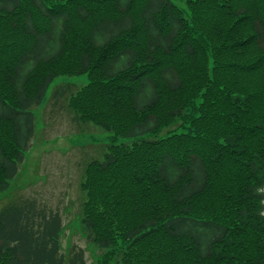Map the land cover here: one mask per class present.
<instances>
[{
    "label": "trees",
    "instance_id": "16d2710c",
    "mask_svg": "<svg viewBox=\"0 0 264 264\" xmlns=\"http://www.w3.org/2000/svg\"><path fill=\"white\" fill-rule=\"evenodd\" d=\"M186 5L190 17L172 0H0V192L58 76L89 82L58 86L47 123L66 107L73 127L135 138L80 180L75 221L99 264H264V0ZM63 219L10 201L0 264H90L63 246Z\"/></svg>",
    "mask_w": 264,
    "mask_h": 264
},
{
    "label": "rangeland",
    "instance_id": "374dc122",
    "mask_svg": "<svg viewBox=\"0 0 264 264\" xmlns=\"http://www.w3.org/2000/svg\"><path fill=\"white\" fill-rule=\"evenodd\" d=\"M172 1L185 10V16H191L186 0ZM88 82V73H84L58 76L49 84L41 105L34 108L37 124L32 146L27 151L19 174L11 180L10 187L0 192V210L10 201L25 197L37 199L50 210L62 211L65 225L63 246L66 248L69 244H75L83 247L88 263L99 264L103 250L89 243L79 221H75L83 201L80 180L89 177L85 170L86 163L94 157H102L107 144L131 142L135 138L119 137L113 140L111 133L91 124L90 129L73 127L74 122L66 107L61 109V116L56 121L49 122V126L47 121L51 119V112L55 114L57 110L53 109L58 107L54 104V90L64 83L80 88ZM178 124L169 126L157 136L179 130L176 129Z\"/></svg>",
    "mask_w": 264,
    "mask_h": 264
}]
</instances>
